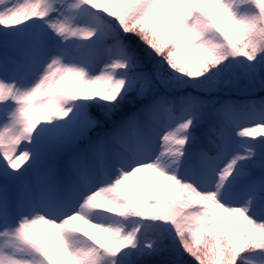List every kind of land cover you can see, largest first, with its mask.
<instances>
[{"label":"snow or ice","instance_id":"snow-or-ice-1","mask_svg":"<svg viewBox=\"0 0 264 264\" xmlns=\"http://www.w3.org/2000/svg\"><path fill=\"white\" fill-rule=\"evenodd\" d=\"M0 264H264V0H0Z\"/></svg>","mask_w":264,"mask_h":264}]
</instances>
